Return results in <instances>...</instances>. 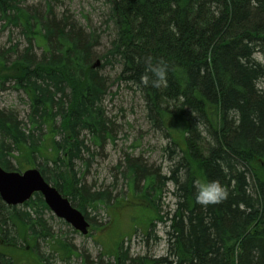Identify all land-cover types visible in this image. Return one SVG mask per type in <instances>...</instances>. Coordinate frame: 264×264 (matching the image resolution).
Returning <instances> with one entry per match:
<instances>
[{
	"label": "trees",
	"instance_id": "obj_1",
	"mask_svg": "<svg viewBox=\"0 0 264 264\" xmlns=\"http://www.w3.org/2000/svg\"><path fill=\"white\" fill-rule=\"evenodd\" d=\"M41 1L43 9L0 0L1 21L21 30L27 43L0 49V92L12 86L29 105L26 121L0 106V167L38 168L90 222L87 209L113 198L92 192L75 168H88L91 146L103 150L113 139L104 106L110 90L104 71L112 67L139 93L172 166L167 176L129 157L122 171L153 214L140 224L147 236L156 222L166 224L167 255L131 257L121 243L111 264H264V64L256 59L264 55V0H102L113 38L103 55L96 31L58 16V0ZM160 62L168 73L155 88L150 67ZM205 179L218 180L227 198L197 203L195 181ZM168 183L176 208L166 218L161 200ZM47 212L40 194L21 207L0 198V264H50L39 255L40 241L62 260L80 257L56 236ZM33 253L38 260L23 262Z\"/></svg>",
	"mask_w": 264,
	"mask_h": 264
},
{
	"label": "rangeland",
	"instance_id": "obj_2",
	"mask_svg": "<svg viewBox=\"0 0 264 264\" xmlns=\"http://www.w3.org/2000/svg\"><path fill=\"white\" fill-rule=\"evenodd\" d=\"M56 1V0H55ZM54 1V2H55ZM53 4L58 16L66 15L74 18L79 24L96 31L101 36L100 47L97 52L103 55L112 41V31L105 24L104 13L106 7L102 0H58ZM46 2L41 0H26L25 6L43 9ZM15 45L23 50L27 45L21 30L6 26L0 19V49H11ZM41 54L40 49H36ZM256 59L264 64V55H256ZM101 63V62H100ZM109 78L110 90L104 106L107 116L113 123V139L103 150L91 146L92 160L85 168L80 163L76 165L78 177L84 174V184L92 192H109L113 200L109 204L97 203L87 209L91 218L90 233L83 236L75 233L74 229L52 212H47L45 218L58 238L73 244L80 257H71L69 261L62 260L54 253L49 242L40 241L39 255L50 259V264H111L112 248L124 244L131 257L148 256L152 258L165 257L168 253L166 224L156 222L152 235H148L141 222L153 215L144 207L133 194L128 181L124 179L126 160L139 159L144 165L154 169H161L163 175L169 173L172 166L169 153H163L162 148L167 141L148 123L145 115L144 102L135 88L117 79V69L108 67L104 71ZM0 106L6 110H15L22 120L26 121L29 111L28 100L23 93L12 86L0 92ZM87 157H89L87 155ZM86 157V158H87ZM122 167V168H120ZM119 201V202H116ZM176 200L173 196L172 184L164 188L161 200V215L172 216ZM146 205V206H145ZM154 217L156 216L155 211ZM153 217V218H154ZM152 218V217H150ZM39 257L33 253L22 257L23 262H34ZM68 260V259H67ZM32 261V262H31Z\"/></svg>",
	"mask_w": 264,
	"mask_h": 264
},
{
	"label": "water",
	"instance_id": "obj_3",
	"mask_svg": "<svg viewBox=\"0 0 264 264\" xmlns=\"http://www.w3.org/2000/svg\"><path fill=\"white\" fill-rule=\"evenodd\" d=\"M98 66L100 62L95 65ZM36 193L43 196L46 205L56 217L82 235H88L90 223L86 217L44 179L39 169L19 173L8 172L0 167V197L7 206H22Z\"/></svg>",
	"mask_w": 264,
	"mask_h": 264
},
{
	"label": "clouds",
	"instance_id": "obj_4",
	"mask_svg": "<svg viewBox=\"0 0 264 264\" xmlns=\"http://www.w3.org/2000/svg\"><path fill=\"white\" fill-rule=\"evenodd\" d=\"M150 71L154 77L152 86L160 88L166 82L168 66L165 62L152 65ZM195 199L197 203L208 206L221 203L228 196L227 189L218 180H196Z\"/></svg>",
	"mask_w": 264,
	"mask_h": 264
}]
</instances>
